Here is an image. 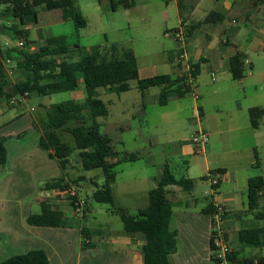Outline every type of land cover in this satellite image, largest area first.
Listing matches in <instances>:
<instances>
[{
    "label": "crops",
    "instance_id": "crops-1",
    "mask_svg": "<svg viewBox=\"0 0 264 264\" xmlns=\"http://www.w3.org/2000/svg\"><path fill=\"white\" fill-rule=\"evenodd\" d=\"M106 1L111 6L110 1ZM116 1L119 4L114 11L121 8L127 11L159 9L166 25L170 21L169 3L173 4L172 8L177 15V27H166L164 35L166 40L171 38L175 42L174 49L171 47L167 49L169 57L165 61V69L169 71L166 72L168 74H159L152 61H144L142 66L137 61L140 79L159 75H167L175 79L185 75V67L178 61L180 44L175 40L172 32L182 26L191 31L186 42V51L190 64L197 66L198 75L193 93L185 96L184 103L179 102L178 106L182 107L186 119L188 117L195 119L198 124L200 123L201 131L209 135L208 144L202 148L198 146L196 152V155L202 156L197 159L200 162H195L196 166H200L197 176L211 182L208 177L217 174L215 179L219 181V184L213 192L210 183L211 189L206 190L205 196L197 197V194H193L196 187L195 179L188 174L191 168L186 165L187 175L185 174L183 177L192 179L194 187L191 192H187L189 197L184 205L179 200L182 189L177 186L168 188L173 208L171 227L178 231V251L171 256V264H214L212 257H215V254L211 248V213L206 211L210 209L213 211V207L217 203L226 207V226L237 260L241 261L250 257L264 259V245L252 248L244 247L238 241L241 230L258 228L263 224L255 214L264 211V194L261 198L259 211H249L248 182L251 178L264 175V162L260 157V154H264V152H260L261 149H264V116L257 119V128L253 127L250 117L251 109H264V0H181L182 10L178 5V0H172L169 3L164 0ZM76 2L80 12L88 21L87 27L83 30H88L91 24L90 17H95L101 22L104 21L107 5L103 4L102 0H89L85 3V11L81 0H76ZM40 9L43 12H48L44 18ZM37 11L38 21L36 23L23 24L19 22L24 26L23 29H18L15 24L10 26L17 31L28 32L29 38L33 42L30 52L38 51L52 37L62 38L70 46L78 45L85 52L106 43L130 49L125 47L127 44L111 42L103 25L97 35L104 41V44H94L87 40V44L83 45L81 40L85 37L78 34L77 44L71 45L68 43V36L54 35L50 28L72 21H62L59 11H47L43 6L39 7ZM74 26L78 31L75 23ZM31 31H35L38 41L43 44L37 43L31 37ZM114 33L122 34V29H117ZM86 36L94 37L93 34ZM20 40L18 39V42ZM0 42L2 46H7L3 45L2 39ZM235 56L241 57L244 71L243 77L239 80L233 79L229 71L230 60ZM204 72L208 73L209 78L204 75ZM10 77L14 78L12 75ZM83 87L84 85L80 81L76 90ZM161 91L162 88L160 93ZM147 93L148 90L142 97H145ZM29 98H26L25 103L21 106L28 104ZM85 98L76 101H83ZM168 104L162 107H167ZM46 109L48 108L44 107V110ZM32 111L35 113L36 110ZM198 111L200 112L199 118L197 117ZM140 114L145 118L144 123L147 124L148 112L144 103ZM168 117L167 114H164V118ZM21 119L22 115H19L0 126V139H6L5 145L9 154L8 164L5 167L0 166V264L12 256L22 255L33 250H43L51 264H144L145 240L139 235L129 236L124 234V230L113 231L107 228L94 230L91 240L94 246L87 249L84 248L83 243L88 240L84 241L80 228L34 227L27 223L29 215L40 213L41 204L44 202L49 203L54 210L65 213L68 210L66 207L62 209L57 207L58 198L63 197L58 192L59 190L44 188L48 181L60 178L62 172L57 161L51 159L48 152L38 146L40 134L33 126L36 117L32 116L30 126L22 132L18 129L14 130V133L11 131L4 134L5 130L14 123L13 121ZM119 126L122 132L130 130L128 125ZM22 133L24 136L17 140L16 137ZM191 152L192 147L184 145V156L190 155ZM149 154L151 157L150 151ZM137 155L139 159L135 162L141 158L139 153ZM71 163L70 160L67 173ZM149 163L151 164V160ZM166 164L167 162L159 164L158 173L153 178L155 186L145 192L146 207L149 203V193L157 187ZM255 171H258V176H253ZM103 179L102 177L101 183L92 181L95 186L94 190L97 184H103ZM136 191L137 189L125 187L123 194L128 198L136 199ZM146 207L133 209L136 212H131L128 204L118 205V208H122L127 213L130 211L131 214H136ZM107 212L112 216H118L113 214L110 206ZM76 219L78 218L76 217ZM78 221L80 220L78 219ZM80 225L85 227L81 221ZM57 231L59 233H56L54 237L57 241L61 239L60 243L52 242V234L49 233ZM62 241H65L64 244H61ZM248 248L257 249L260 252L247 257L244 253Z\"/></svg>",
    "mask_w": 264,
    "mask_h": 264
},
{
    "label": "trees",
    "instance_id": "trees-1",
    "mask_svg": "<svg viewBox=\"0 0 264 264\" xmlns=\"http://www.w3.org/2000/svg\"><path fill=\"white\" fill-rule=\"evenodd\" d=\"M112 10H116L118 2L109 0ZM169 3L172 0H164ZM0 4L7 6L8 16L23 24H34L38 21L37 9L41 6L47 11H59L62 21H72L78 30L88 25L87 19L79 10L76 0H0ZM178 5L182 10L181 0ZM127 7V5H126ZM7 15V14H6ZM3 32L10 37L25 41V48H0V104L14 97L29 98L32 95L40 97L50 96L61 92L74 91L82 81L87 96L83 101L68 100L54 104L50 108L40 111L33 126L39 136L38 146L48 152L49 157L57 161L62 176L48 181L45 189L64 191L69 188L70 181L67 169L71 158L78 154L84 171L101 170L103 184L96 185L91 199L93 203L110 206L113 214L120 217L124 234L139 235L145 240L143 247L144 264H171V256L178 251V231L171 227L173 216L172 201L169 197V187L177 186L185 192H191L194 187L192 179L176 178L165 165L157 187L149 193V203L145 209L136 214H129L122 208L115 206L113 185L117 180L116 168L127 162L139 159L137 154L120 155L112 147V139L102 134L97 119L109 114L107 104L99 98V89L107 93L123 94L131 90L130 82H136L137 89L144 93L155 87L162 88L158 98L160 106H166L171 98H184L193 93L194 87L187 76L172 78L159 75L148 79H140L136 56L131 49L119 47L117 44L106 43L96 46L89 51H83L78 45L70 46L62 38H50L45 46L36 52H30L33 43L28 32L17 31L13 28H3ZM191 31L188 29V37ZM77 55V59H70V55ZM9 61L12 66H6ZM193 67V78L196 82L197 66ZM17 79L15 83L8 73ZM229 71L235 80L243 77L242 60L235 56L230 60ZM194 82V85H195ZM27 94V95H26ZM264 116V109L250 110L251 122L258 127L257 119ZM24 133L16 137L21 139ZM70 137L72 141L67 140ZM6 139H0V166L5 167L9 162V154L5 145ZM84 178L71 181L79 183ZM264 194V175L251 178L248 182L249 211L258 212L261 198ZM73 207L74 198L69 199ZM87 204V203H86ZM87 209V206H85ZM207 213L213 211L207 210ZM86 212H84L85 214ZM263 222L261 227L243 229L239 232L238 241L244 247H259L264 245V211L255 214ZM27 223L34 227L47 228H80L81 235L88 242L84 248H92L94 244L93 232L80 225L76 217H68L64 212L54 210L44 202L38 214H31ZM98 234V233H96ZM214 251V242L211 241ZM229 259L234 264H264L259 257L237 260L235 252ZM212 262L216 263L215 257ZM2 264H51L43 250H33L22 255L10 257Z\"/></svg>",
    "mask_w": 264,
    "mask_h": 264
},
{
    "label": "rangeland",
    "instance_id": "rangeland-1",
    "mask_svg": "<svg viewBox=\"0 0 264 264\" xmlns=\"http://www.w3.org/2000/svg\"><path fill=\"white\" fill-rule=\"evenodd\" d=\"M89 0H81L82 7L85 11V3ZM103 4L107 5L104 14V21H98L95 17H90V26L88 30H78L74 26L73 22H66L60 25H55L50 28V31L54 35H66L68 36V43L74 44L78 42V34L81 37H85L81 40V44H87V40L94 44H104V41L98 34L99 29L104 27V30L108 33L111 42H121L127 44L125 47L130 48L139 63L142 66L144 61H152L157 67L159 74H165L169 72L165 69V61L168 59L169 53L167 49L171 47L175 48V42L169 38L165 39V29L177 27L176 12L170 5L168 10L170 13V21L164 22L160 15L159 9H146L139 11H127L125 9H119L118 11L112 10L109 2L102 0ZM7 6L0 4V39H2L5 47H17L18 38H12L7 33L2 32L3 28H10L12 24H15L18 29H23L19 21L11 16H8ZM41 14L47 15L48 12H43L40 9ZM53 13V12H50ZM7 14V15H6ZM41 18V15H40ZM117 29H122V34L114 33ZM93 38L86 35H92ZM173 34V32H172ZM98 36L99 38L97 39ZM31 37L36 40L37 43L43 44L38 41L35 31H31ZM93 40V41H92ZM111 44V43H110ZM0 42V48H2ZM78 56L70 55V59H77ZM9 66H12L9 64ZM168 74V73H166ZM204 75L209 78L208 73L204 72ZM16 78L12 79L15 83ZM131 90L123 94L106 93L104 89H99V98L107 103L110 113L108 117L98 118L97 121L100 124V131L103 134H107L112 139V147L120 154H140L141 158L138 162L125 163L116 168L118 173L117 182L114 184L115 193V206L122 204H128L131 212H136L133 209L146 207V191L155 186L153 181L154 176L157 175L159 170V164L167 162L170 170L176 178H181L185 174L187 175L186 165L189 166V175L195 179V190L193 194H197V197L205 196L206 190H210V181H205L201 177H198L200 166H196L195 162L200 160L201 155H196L198 146L191 142L192 135H196L201 131V125L193 118H185L182 107L178 106L179 102L184 103V99L171 98L167 107H162L158 104V97L161 88H152L148 90L145 97H142L141 92L136 87V82L132 81ZM87 96L85 87L69 92H61L52 94L47 97H40L32 95L28 99V104L21 106V104L10 105L9 101L5 100L0 104V126L4 122H8L19 115H22V119L19 121H13L14 123L5 130L4 134L13 132L14 130H25L30 126L32 116H38L40 114V108H49L54 104H59L68 100H79ZM19 99V97H17ZM147 107L148 117L146 118L148 123L145 122V118L140 114L142 104ZM35 109L34 111H32ZM43 112V111H42ZM164 114L169 116L164 118ZM137 116V117H135ZM128 125L130 130L122 132L119 125ZM18 132V131H16ZM205 133V132H204ZM207 134V133H206ZM67 140L72 141L70 137ZM184 145H190L192 152L190 155L184 156ZM200 147V146H199ZM149 151L151 157H149ZM261 153L264 149L260 150ZM199 157V158H198ZM264 162V154L261 155ZM151 160V164L149 163ZM72 165L68 170V180L70 181L69 187H72L80 199H83L87 204L85 214H76L70 208V202L67 197L58 198V208H65L67 216L77 217L85 227L91 231L100 229H110L113 231H122L123 223L118 216H112L107 212L108 205L93 203L91 196L94 191V184L101 183L103 173L101 170L84 171L81 165V160L78 154H74L71 158ZM217 174H213L208 177L210 180L214 179ZM253 176H258V171L253 173ZM84 177L79 183H72L76 179ZM127 185V186H126ZM125 187H131L137 189V197L128 198L123 194ZM145 195V196H144ZM189 193L183 190L179 194V200L184 205V202L188 199ZM38 211V210H37ZM36 211V212H37ZM92 212H94L92 214ZM129 211V213L131 214ZM48 231V230H46ZM55 231V230H52ZM51 233L52 242L60 243L61 240H56L55 234ZM63 240V239H62ZM62 241L61 244H64ZM257 249H246L244 255L250 257L255 253H259ZM264 255V249H263Z\"/></svg>",
    "mask_w": 264,
    "mask_h": 264
},
{
    "label": "built area",
    "instance_id": "built-area-1",
    "mask_svg": "<svg viewBox=\"0 0 264 264\" xmlns=\"http://www.w3.org/2000/svg\"><path fill=\"white\" fill-rule=\"evenodd\" d=\"M173 36L175 40L180 44V50L178 53V61L182 63L185 67V76H187L189 83L194 85V78H193V67L190 64L189 56L186 51V42L188 40V29L184 26L180 27L179 29H176L173 31ZM18 48L24 49L25 48V41L20 40L17 45ZM10 64L9 61L5 62V65L8 67ZM9 75H12L11 71L8 70ZM27 95V94H26ZM197 98V97H196ZM26 101V97H17L12 98L9 103L10 105H16V104H23ZM197 117H200V112H197ZM209 142V135L200 132L193 136L192 143L194 145L200 146L201 148L206 146ZM219 184V181L217 179L211 180V187L212 191L215 192L217 186ZM60 195H63L64 197H67L68 199L74 198L73 207L71 209L76 214H84L85 212V206L86 202L83 199H80L77 195V192L72 188L69 187L68 189L61 191H58ZM70 202V201H69ZM211 225H212V240L214 242V254H215V260L217 264H234L229 257L233 252V244L229 237V231L226 226V220H227V210L226 207L221 204L217 203L213 207V212L211 214Z\"/></svg>",
    "mask_w": 264,
    "mask_h": 264
}]
</instances>
